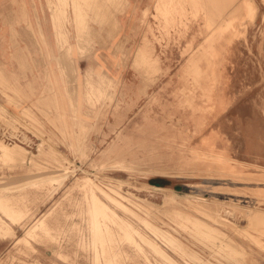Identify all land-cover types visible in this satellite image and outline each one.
<instances>
[{
	"label": "rangeland",
	"instance_id": "1",
	"mask_svg": "<svg viewBox=\"0 0 264 264\" xmlns=\"http://www.w3.org/2000/svg\"><path fill=\"white\" fill-rule=\"evenodd\" d=\"M252 1L0 0V264H264Z\"/></svg>",
	"mask_w": 264,
	"mask_h": 264
},
{
	"label": "bare ground",
	"instance_id": "2",
	"mask_svg": "<svg viewBox=\"0 0 264 264\" xmlns=\"http://www.w3.org/2000/svg\"><path fill=\"white\" fill-rule=\"evenodd\" d=\"M255 2H253L252 0H249V2H248V4H247V6H248V10H246V12H249V10H252L251 12H250V15H252L253 14V9L255 8V4H254ZM247 8V7H246ZM210 31H211V29H209ZM204 34V33H203ZM208 34V33H207ZM96 76V75H95ZM97 79V78H96ZM97 81V80H96ZM115 140H116V138H115ZM43 144V143H42ZM12 148V147H11ZM14 148H17L16 146L14 147ZM113 149V150H115L116 151V145H115V142L114 141H112V143H110V145L106 148V150H105V153L107 152L108 153V151H109V149ZM11 151V150H10ZM211 154H213V151L212 150H208V151H204V152H195V155H196V157H198V158H201V159H208L209 157H211L212 155ZM14 155V154H13ZM221 155V154H220ZM16 156V155H15ZM21 157V156H20ZM121 157H123L122 156V154H119V156H118V158H121ZM223 157V156H222ZM111 161H112V159H111ZM118 161V160H117ZM220 161V160H219ZM222 162V161H221ZM114 163V162H113ZM97 167V166H96ZM139 169V168H138ZM141 169V168H140ZM158 170V169H157ZM72 172V171H71ZM161 173V172H160ZM63 174H65V173H63ZM170 174V173H169ZM87 179H88V177H85L84 179H83V181H87ZM82 180V179H81ZM62 181V180H61ZM61 181L59 182V183H61ZM109 184V183H108ZM150 184V183H149ZM117 185V184H116ZM144 185V184H143ZM146 186V185H145ZM152 186V185H151ZM150 186V187H151ZM59 187V186H58ZM153 187V186H152ZM154 187H156V186H154ZM119 188V187H118ZM156 188H158V189H163V188H159V187H156ZM70 189V188H69ZM108 189H109V187H108ZM122 189V188H121ZM165 190H167L168 191V193H169V190L170 189H165ZM112 191H114V189H112ZM164 191V190H163ZM162 191V192H163ZM68 192V191H67ZM126 192V191H125ZM132 193V192H131ZM133 195V194H132ZM168 195V194H167ZM172 195H174V194H172ZM171 195V196H172ZM176 195V194H175ZM65 196V195H64ZM134 196V195H133ZM49 197V196H48ZM47 197V198H48ZM128 198V197H127ZM140 198V197H139ZM184 198V197H183ZM171 199V197H165V200H166V202H168L169 200ZM175 200V199H174ZM188 200V199H187ZM45 201V200H44ZM190 201V200H189ZM193 203V202H192ZM182 205V204H181ZM180 205V206H181ZM21 209V208H20ZM200 209V208H199ZM22 210V209H21ZM247 212V211H246ZM179 214V213H178ZM181 214V213H180ZM245 214V213H244ZM34 215V214H33ZM249 216H250V214H248ZM247 215V216H248ZM246 216V215H245ZM250 218V217H249ZM37 219V218H36ZM41 219V218H40ZM197 219V218H196ZM225 220V219H224ZM227 220V219H226ZM250 220V219H249ZM251 220H252V218H251ZM253 221V220H252ZM256 223V222H255ZM37 224V223H36ZM201 225V224H200ZM200 225H198V226H200ZM202 226V225H201ZM205 226V225H204ZM243 226V225H242ZM28 228V227H27ZM27 228H26V230H27ZM29 228H31V227H29ZM201 228V227H200ZM241 228H243V227H241ZM32 229V228H31ZM209 231V230H208ZM6 232V231H5ZM10 233H11V230L9 231ZM24 234H25V232H24ZM27 234V233H26ZM165 236V235H164ZM212 236V235H211ZM16 241V240H15ZM220 241V240H219ZM156 252V251H155ZM163 250H161V251H158V252H156V253H158L160 256H164L163 255ZM182 253V252H181ZM192 253V252H191ZM183 254V253H182ZM194 254V253H193ZM183 255H185V254H183ZM202 255V254H201ZM189 257V256H188ZM192 259V258H191ZM207 259V258H206ZM184 260V259H183ZM186 263V262H185ZM173 264V263H172Z\"/></svg>",
	"mask_w": 264,
	"mask_h": 264
},
{
	"label": "crops",
	"instance_id": "3",
	"mask_svg": "<svg viewBox=\"0 0 264 264\" xmlns=\"http://www.w3.org/2000/svg\"><path fill=\"white\" fill-rule=\"evenodd\" d=\"M129 2H130V1H129ZM137 4H138V0H131L130 7H131V8L138 7ZM0 18H3V15H2L1 12H0ZM1 23H3V21H2Z\"/></svg>",
	"mask_w": 264,
	"mask_h": 264
}]
</instances>
